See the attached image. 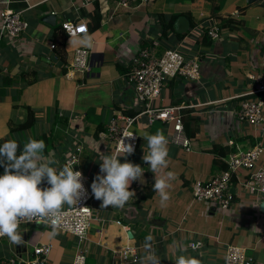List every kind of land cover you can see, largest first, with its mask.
Instances as JSON below:
<instances>
[{"label":"crops","instance_id":"crops-1","mask_svg":"<svg viewBox=\"0 0 264 264\" xmlns=\"http://www.w3.org/2000/svg\"><path fill=\"white\" fill-rule=\"evenodd\" d=\"M154 1L123 9L118 7L117 0H99L101 27L88 33L92 38L89 48L70 44V38L64 42L65 31L60 28L67 21L77 24L86 21L78 12L79 0H0V13L6 10L21 13L29 23L28 30L18 39L0 41V144L17 141L19 155L23 144L49 133L60 118L56 129L65 136L59 148L46 156L57 160L55 167L61 168L69 153L82 147L78 168L93 181L99 174L100 155L112 154L114 149L104 137L114 111L125 112V115L137 113L134 127L139 133L162 132L169 140V164L163 171L176 175V179L170 181L166 207H161L157 193L152 199L135 204L147 184V173L154 176L143 161V156L148 154L145 136L137 134L138 152L126 161L144 169V181L143 184L132 183L129 190L135 191L136 197L123 209L101 208L102 202L93 199L94 218L85 243L61 232L50 237V227L24 224L20 228L24 243L15 245L12 254L0 260L10 257L28 260L34 246L50 243L53 251L47 264H73L80 251L86 254V264H134L125 263L119 256L127 248L135 250L139 257L135 264H140L146 255L145 241L135 230L142 227L144 231L151 226L149 235L153 237L161 264H175L179 255L196 257L201 264H220L230 245L245 247L254 264H264V212L261 209L264 197L246 189L248 171L237 172L231 187L235 199L228 211L198 203L192 197L196 181H209L223 172V164H227L229 156L221 157L225 148L236 153L261 146L263 151L256 169H264V126L241 123L236 116L242 101L253 97L251 93L264 75V5L261 0H246L245 6H239L238 0H226L222 10L213 15L206 0H173L176 9L170 12L159 10ZM188 12L199 22L194 29L179 31L186 34L182 38L174 31L162 37L158 14L169 17ZM47 15L56 17V26L43 21ZM211 20L220 22L218 41L207 37ZM205 36L209 41H205ZM209 42L211 44H207ZM62 45H65L62 54L66 67L76 49L90 52L91 72L85 79L79 74L69 77L63 73L61 59L57 56ZM172 48L201 61V80L175 78L169 81L154 105L182 106L184 125L194 117L199 120L189 125V133L185 129V135L191 140L189 151L172 141L173 125L160 121L150 123L147 115H138L143 105L126 79L141 50L150 49L159 58ZM28 109L35 114V126L25 132L12 133L11 121L25 122ZM98 125L105 132L96 138ZM195 131H198L196 135L191 136ZM216 147L219 153H212ZM220 147H224L223 150ZM215 158L219 160L217 168ZM126 161L121 160V163ZM3 172L0 171V175ZM180 244L185 246V251H178Z\"/></svg>","mask_w":264,"mask_h":264},{"label":"built area","instance_id":"built-area-1","mask_svg":"<svg viewBox=\"0 0 264 264\" xmlns=\"http://www.w3.org/2000/svg\"><path fill=\"white\" fill-rule=\"evenodd\" d=\"M99 0H79L77 2L78 12H90ZM153 0H117L118 7L130 9L134 6L148 5ZM0 41L3 38L18 39L24 34L29 23L21 17V13L13 11H2L0 13ZM220 22L211 20L207 35L212 41L220 39ZM63 30L70 38V33L78 28L84 27L89 32L87 21L81 24L67 21L62 24ZM83 33H77V37ZM67 68V76L74 77L79 74L85 79L91 72L90 52L79 48L75 50L74 57ZM2 71L0 70V81ZM175 78H182L188 81L197 82L201 80V61L198 58H188L182 51L176 48L169 49L161 57L153 55L150 49H144L134 58L132 65L126 73V79L134 90L137 100L143 105L138 115H147L150 123L157 121L168 125H173L174 135L172 141L190 150L191 140L185 135L184 120L181 114L182 106L155 107V102L159 99L161 92L169 81ZM252 98L242 101L236 116L239 122L248 125L264 126V75L260 78L256 89L251 93ZM145 107V108H144ZM137 117L125 115L122 111H114L104 137L114 145L112 154L123 156V153H117L119 141L122 137L133 134L131 140L125 139V143L134 145V154L122 157L121 160H128L134 157L139 149V137L132 131ZM187 142V144H185ZM78 145V144H77ZM76 145V146H77ZM263 149L261 146H255L245 152H236L228 156V169L209 181H196L193 184V198L198 203H206L212 207L228 211L235 199L231 193V187L235 183L236 174L240 169L248 171V179L245 181L246 189L254 195L264 197V169H256L261 158ZM82 153V147H76L72 153H69L65 159L64 166L78 168L79 158ZM83 174V184L87 191V198L78 204V208L87 207L91 209L88 212L73 209L68 211L59 232L74 235L81 243L87 241L90 223L94 218L92 201L94 196L91 193L90 185L92 179ZM43 184L41 187H45ZM83 218L85 224L84 237L78 234V221ZM35 224V223H30ZM121 224V222H118ZM24 225V224H22ZM21 225V226H22ZM6 238V237H4ZM4 238H0V243ZM53 251L50 243H40L33 247L32 254L28 260L10 257L0 260V264H47ZM121 260L125 263H137L139 257L134 249L127 248L119 253ZM73 264H86V254L80 251L74 257ZM220 264H254V259L248 254L245 247L239 245H230L226 256Z\"/></svg>","mask_w":264,"mask_h":264},{"label":"clouds","instance_id":"clouds-1","mask_svg":"<svg viewBox=\"0 0 264 264\" xmlns=\"http://www.w3.org/2000/svg\"><path fill=\"white\" fill-rule=\"evenodd\" d=\"M81 29H83L81 31ZM83 33V37H77ZM89 33V32H88ZM87 29L78 28L70 33L69 43L83 44L92 47V38ZM75 38V39H73ZM133 134L124 136L119 141L118 154H101L99 174L90 185L91 193L97 201H101V208L123 209L133 197L135 191H130L134 181L141 184L144 181V169L132 162L121 163L122 157L134 154L131 140ZM148 154L143 156V161L150 167L155 180L152 190L160 197L161 207H166L170 199L168 189L170 181L176 179L174 172L164 169L169 164V140L162 132L144 137ZM187 144V142H185ZM20 144L15 140H7L0 144V167L4 169L0 175V238L7 237L10 243L22 245L24 243L20 227L22 224L35 223L50 227V237H55L63 225L68 211L77 209L88 212L87 207L78 208V204L87 198V191L83 184V174L75 171L74 167H55L58 161L45 155L46 143L44 140L30 139L23 144L22 151L17 155ZM160 173L159 176L155 175ZM46 184L47 187H41ZM78 234L84 237L85 224L83 218L78 221ZM143 247L146 255L140 264H161L153 245L152 235L145 239ZM196 248L199 247L197 244ZM180 252L185 251V246L177 245ZM175 264H201L196 257L179 255Z\"/></svg>","mask_w":264,"mask_h":264},{"label":"trees","instance_id":"trees-1","mask_svg":"<svg viewBox=\"0 0 264 264\" xmlns=\"http://www.w3.org/2000/svg\"><path fill=\"white\" fill-rule=\"evenodd\" d=\"M226 0H206V3L210 6V11L213 15L218 14L221 10L222 7L224 5ZM193 2H195V0H193ZM260 2H262V4L264 5V0H261ZM81 15L83 18L86 19L87 21V25H88V29H89V33H93L96 32L97 30L100 29L101 27V22H102V14L100 11V7H99V3H96L94 5V8L92 11L90 12H81ZM158 21L160 24V27L162 29V37L167 36V34L171 31H174V33L177 34L178 37L182 38L183 36H185L186 34L180 33L176 28V23L177 21L184 17L188 20L189 24H190V29H194L198 23L195 21L194 17L192 16V14L190 12H188L187 14H173L170 15L168 17L167 14H163L160 13L158 14ZM60 28L63 30L62 25L60 26ZM58 29V28H57ZM56 29V30H57ZM64 31V30H63ZM65 39L64 42L66 40H68V35L65 33ZM207 36V35H206ZM205 36V37H206ZM209 38V36H207ZM205 38V41H209L208 38ZM64 44V43H63ZM207 44H211L210 42ZM144 48H146V46H143ZM142 47V48H143ZM63 50H65V45H62L60 51H58V57L61 59V63H62V71L64 74L67 73V69H66V59L64 57V55L62 54ZM125 113V112H124ZM139 114V112H138ZM126 115H130L135 117L137 115V113H126ZM58 121L56 126H54L49 133H45L43 134L38 140H44L46 143V149H45V155L49 154L51 151L56 150L58 147V144L62 141L63 137L65 136V134L62 131H58V129H56L59 124V122H61V119L58 118ZM198 119L197 118H192L190 123H186L184 125V128L186 129V131L189 133V125L191 126L194 122L198 123ZM36 124V117L34 112L31 109H28V117L27 120L21 124H16L13 121H11L10 123V131L12 133H16V132H25L27 130H30L31 128H33ZM105 129H103V127L101 128V125L97 126L96 132H95V137L98 138L100 133L103 132ZM106 131V130H105ZM104 131V132H105ZM191 131V130H190ZM198 131L192 132L191 136H195L196 133ZM222 148V147H220ZM224 148V147H223ZM223 148L221 150H223ZM226 150H224V152H222L221 157H227L228 155H230L232 153V150H228L227 148H225ZM212 153H219V147L214 148L212 151ZM219 160L217 158H215V162H214V167L217 168L219 162ZM223 171H226L228 169V165L226 163L223 164ZM219 168V167H218ZM0 171H4V169L2 167H0ZM154 176L150 175L149 173H147V184L144 187V189L139 193V197L136 201V205H140L142 202L144 201H148L150 199H152L155 196V192L152 190L153 184H154Z\"/></svg>","mask_w":264,"mask_h":264},{"label":"rangeland","instance_id":"rangeland-1","mask_svg":"<svg viewBox=\"0 0 264 264\" xmlns=\"http://www.w3.org/2000/svg\"><path fill=\"white\" fill-rule=\"evenodd\" d=\"M180 1H188V0H180ZM246 0H242V1H239L238 0V4L239 6H245L246 4ZM156 3L159 7V10H165V11H171V10H175L176 9V4L173 0H156L153 2V4ZM67 69V68H66ZM132 131L136 134H138L139 136H142L144 137L145 135H143L142 133H139L136 128H132ZM23 134V133H22ZM193 197V195H192ZM194 199V198H193ZM205 204V203H204ZM21 229L23 228V226L20 227ZM146 228V226H145ZM20 229V230H21ZM143 228L142 227H139V230H135V232L138 234V235H142L143 238H144V241L146 239V237L151 234V226H148V228L146 230H142ZM14 248H15V245L10 243L9 240L6 238H4L1 242V245H0V257H5V256H8V255H11L12 252L14 251ZM195 254V252H193V255Z\"/></svg>","mask_w":264,"mask_h":264},{"label":"water","instance_id":"water-1","mask_svg":"<svg viewBox=\"0 0 264 264\" xmlns=\"http://www.w3.org/2000/svg\"><path fill=\"white\" fill-rule=\"evenodd\" d=\"M43 21L46 22L51 27L56 26V17L53 15H47L43 18ZM176 27L178 31L180 32H187L190 24L187 19H179L176 23ZM261 209L264 212V202L261 205ZM130 236L132 237V233H130Z\"/></svg>","mask_w":264,"mask_h":264},{"label":"snow or ice","instance_id":"snow-or-ice-1","mask_svg":"<svg viewBox=\"0 0 264 264\" xmlns=\"http://www.w3.org/2000/svg\"><path fill=\"white\" fill-rule=\"evenodd\" d=\"M83 29H81V31H82Z\"/></svg>","mask_w":264,"mask_h":264}]
</instances>
